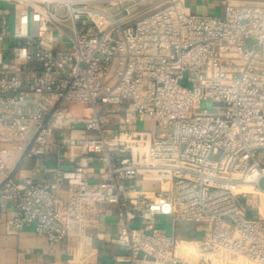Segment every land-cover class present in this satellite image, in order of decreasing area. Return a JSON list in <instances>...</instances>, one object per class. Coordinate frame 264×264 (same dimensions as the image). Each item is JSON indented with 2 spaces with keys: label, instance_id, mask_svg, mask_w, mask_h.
Returning a JSON list of instances; mask_svg holds the SVG:
<instances>
[{
  "label": "built area",
  "instance_id": "1",
  "mask_svg": "<svg viewBox=\"0 0 264 264\" xmlns=\"http://www.w3.org/2000/svg\"><path fill=\"white\" fill-rule=\"evenodd\" d=\"M0 1L13 5L0 12L8 234L74 237L85 264L95 206L112 204L129 264H264V0H214L218 13L188 0ZM52 147L46 178L18 175Z\"/></svg>",
  "mask_w": 264,
  "mask_h": 264
},
{
  "label": "crops",
  "instance_id": "2",
  "mask_svg": "<svg viewBox=\"0 0 264 264\" xmlns=\"http://www.w3.org/2000/svg\"><path fill=\"white\" fill-rule=\"evenodd\" d=\"M5 4L0 8L1 13L13 8L12 4ZM69 109L75 114H80L83 106L70 105ZM57 155L58 151L52 147L43 158L24 161L18 175L46 178V169L57 165ZM69 158L66 156V161ZM65 166L69 168L73 165L68 161ZM98 171L97 164H94L89 173L97 176ZM61 196H64V193H61ZM95 210L99 217L98 224L88 231L92 240L85 250V264H129L124 259V250L113 241L119 227L116 206L98 204ZM15 213L16 210L9 205L0 210V264H75L74 237L60 243H50L46 237L38 234L34 227H27L19 234H8L5 220Z\"/></svg>",
  "mask_w": 264,
  "mask_h": 264
},
{
  "label": "rangeland",
  "instance_id": "3",
  "mask_svg": "<svg viewBox=\"0 0 264 264\" xmlns=\"http://www.w3.org/2000/svg\"><path fill=\"white\" fill-rule=\"evenodd\" d=\"M188 4L191 6L193 9V12H201V13H215V12H220L218 10H215V7H220L221 3L220 1H214V0H188ZM5 4L4 1H0V8H2ZM53 40V35L50 34L46 40L43 41V44L46 47H51V43ZM181 84L186 86V87H191L190 82L188 81V72L184 74L183 80H181ZM153 128H155V125H152ZM162 130L158 128V132H161ZM262 185H264V180L262 181ZM257 201L256 199L251 196L249 198V208H250V217L255 218L256 217V207ZM156 225L160 227L164 232L167 233H172V225H171V220L168 219L164 215H158L156 217V220H154ZM141 223V222H140ZM143 223V222H142ZM194 225H186L184 223L179 224L178 226V236L179 237H184L188 238L190 237V231L193 230Z\"/></svg>",
  "mask_w": 264,
  "mask_h": 264
}]
</instances>
